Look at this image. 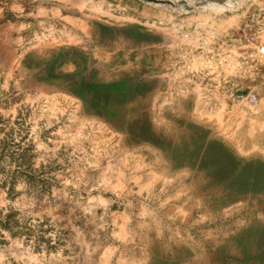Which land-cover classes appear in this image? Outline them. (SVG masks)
Wrapping results in <instances>:
<instances>
[{"label": "rangeland", "instance_id": "obj_1", "mask_svg": "<svg viewBox=\"0 0 264 264\" xmlns=\"http://www.w3.org/2000/svg\"><path fill=\"white\" fill-rule=\"evenodd\" d=\"M259 7L0 0V264H264Z\"/></svg>", "mask_w": 264, "mask_h": 264}, {"label": "built area", "instance_id": "obj_2", "mask_svg": "<svg viewBox=\"0 0 264 264\" xmlns=\"http://www.w3.org/2000/svg\"><path fill=\"white\" fill-rule=\"evenodd\" d=\"M259 16L262 17L264 19V0H260V7H259V12H258ZM255 21V17L251 16L250 17V22H254ZM257 53L259 56H264V45H261L258 47L257 49Z\"/></svg>", "mask_w": 264, "mask_h": 264}, {"label": "water", "instance_id": "obj_3", "mask_svg": "<svg viewBox=\"0 0 264 264\" xmlns=\"http://www.w3.org/2000/svg\"><path fill=\"white\" fill-rule=\"evenodd\" d=\"M204 2H207L209 4H217V5H220L222 4L225 0H203ZM152 3H156V1H150ZM165 4H168L167 2Z\"/></svg>", "mask_w": 264, "mask_h": 264}, {"label": "bare ground", "instance_id": "obj_4", "mask_svg": "<svg viewBox=\"0 0 264 264\" xmlns=\"http://www.w3.org/2000/svg\"><path fill=\"white\" fill-rule=\"evenodd\" d=\"M202 2H204L203 0H201ZM205 4H209V3H207V2H204ZM211 5H213V6H217V4H212L211 3Z\"/></svg>", "mask_w": 264, "mask_h": 264}]
</instances>
